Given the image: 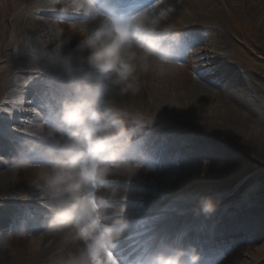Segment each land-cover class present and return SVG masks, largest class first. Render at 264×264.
Returning <instances> with one entry per match:
<instances>
[{
	"label": "bare ground",
	"instance_id": "1",
	"mask_svg": "<svg viewBox=\"0 0 264 264\" xmlns=\"http://www.w3.org/2000/svg\"><path fill=\"white\" fill-rule=\"evenodd\" d=\"M179 1L182 12L186 11L185 18H190L193 22L190 24V21H183L181 26L193 25L189 29L205 27L200 35L205 39L200 46H206L207 51L213 50L207 61L213 65H209L211 66L209 69L204 63L202 70H209L208 73H213V76L202 78L196 73L203 71L196 68L194 72L196 79L189 83L183 81L184 83L180 85L177 81L183 74L181 67L161 66L153 62L151 70L138 81L139 92L135 96L114 97L117 106L130 113L143 114L151 124L150 127L132 129L136 143L132 146L129 159L135 160L137 152L146 153L147 150L150 155L146 153L147 157L153 158L156 164L155 179L147 183L142 182L143 179L137 180L135 176L131 179L124 176L110 177L109 187L118 192L113 203L133 205L134 211L139 215L134 217L135 212H131L128 205L126 206L128 210L123 211V214L129 224L119 239L126 241V245L116 251H125L121 254L123 263L127 264L128 260L129 264H136V259L140 257L139 252L146 253L145 249L148 248L154 251L162 242H167L179 247L195 246L200 254V264H205L207 253L211 258L216 256V251L222 253L226 249L225 255L219 254L218 257L221 260L218 264H264V199L262 196L260 200H255L256 203L253 202V206L247 207V210L221 213L216 209L206 219H202L198 208L194 205L195 202H199L201 195L209 192L220 194L225 191L240 190L254 177L245 169L248 162L252 160L264 164V95L247 83L242 78V74L232 67L223 51L226 44L225 37L218 27L214 26L217 23L214 17H217L219 13L222 14L221 11L231 10L232 12L239 7V11L234 14L250 15L261 27L260 37L264 38V3L262 4L263 0ZM212 1L217 5L213 6ZM176 2V0H167V6H157L158 10L153 14L163 13L165 19L162 23L173 26L178 23L179 26V22L174 21L179 12L177 9L179 5L177 6L178 2ZM0 5L4 8L11 7L13 12L11 18L14 22L8 27L21 32L29 40L28 45L34 49V52H39L42 46L51 50L60 40L63 43L66 42V46L63 44L65 51L75 50L76 45H71L68 41L69 38L73 40L76 38L69 30V23H67L73 19L67 18L68 16L64 14L66 18L62 22L49 19L52 17L48 16L49 7L46 6V0H0ZM57 5L61 7V4ZM187 8L194 11L187 14ZM197 20L203 22L196 24ZM58 30H63L60 40L57 39ZM208 39H210L209 43ZM193 56L200 57L201 50L197 49ZM25 66L30 69L23 71L26 72L23 76L24 80L19 82L17 79L21 73L19 70H23ZM33 66L39 68L44 74L49 71L46 58L41 59L38 64L31 63L30 60L18 61L9 67L10 72L5 79H2L0 87V123L15 127L11 128L10 133L0 137V203L20 198L19 202L25 204V207L17 204L16 201L2 204L4 208H10V212L0 210V235L5 233L7 238L8 227L13 223L19 224V219L24 216L26 210L43 212V205L53 208L55 203L44 199L41 191L34 186L35 172L31 177H25L23 182L27 186L24 192L12 191L9 187L12 180L9 167L14 154L9 152L6 145L10 138H15L18 143L27 139L26 133L29 127L35 125L34 121L38 119L37 110H41L31 101L30 106L36 109L34 115L25 110L13 111L18 109L22 96L34 95L35 84L41 80L40 76H34L36 73L32 70ZM56 69L61 71L60 68ZM27 80L32 82L34 91L32 88L28 89ZM63 80L65 86L64 76ZM221 82L228 83L229 87L227 99L221 102L222 105L217 100L219 96L217 97L214 90L222 87ZM61 96L57 95L56 98ZM127 97L138 101L140 108L138 112L128 109ZM5 99L11 102H4ZM136 101H133L132 106ZM237 133L241 134L238 135L241 140L232 145L228 137ZM36 161L44 162L40 159ZM173 162H179L184 172L181 174L183 177L180 181L181 186L177 187L178 194L175 196L167 188L169 179L172 177L168 173V168L172 167ZM224 166L227 167V171L221 170L218 176L211 173L214 167ZM172 170L175 172V169L172 168ZM15 171L19 173L18 169ZM138 176L141 177V175ZM124 188L136 189V195L127 196L128 190ZM144 189L149 191L147 195L143 193ZM163 190H168V194ZM232 192L227 196L230 197ZM239 193L240 191L236 192L230 199H236ZM194 196L200 198L194 199L196 201L193 202ZM187 198L189 199L184 201ZM189 207L194 208L191 215L181 214ZM49 217L46 216L38 221H20L23 225L20 226V234L12 240L19 248L18 253L12 254L15 264L18 260L20 264H51L59 249H63L65 253L69 250V246L63 244L59 234H52L46 230ZM2 226L5 232H1ZM227 238L235 242H226L222 249L218 243ZM123 241L117 240L115 243ZM251 241L261 245L256 250L255 257L247 258L243 254L242 246H246ZM128 244H131L129 248ZM129 251L134 252L127 254ZM14 262L9 257L4 242L0 243V264H14Z\"/></svg>",
	"mask_w": 264,
	"mask_h": 264
},
{
	"label": "clouds",
	"instance_id": "2",
	"mask_svg": "<svg viewBox=\"0 0 264 264\" xmlns=\"http://www.w3.org/2000/svg\"><path fill=\"white\" fill-rule=\"evenodd\" d=\"M81 19L69 24L78 42L75 50H64L60 42L51 50L42 46L30 53L31 63L47 60L49 70L60 68L66 92L57 99L49 123L31 125L27 139L18 144L11 159L13 169L35 168L33 184L42 197L55 202L46 230L59 234L69 250H58L51 264H107L106 254L119 240L129 221L113 201L118 192L110 188V177L135 176L149 169L146 153L129 159L136 138L132 129L150 127L141 113L117 106L114 97L135 96L138 81L153 62L181 66L178 51L184 33L165 16L147 10L117 13L110 0H46V6ZM163 70V69H162ZM45 163L35 165L33 158ZM199 213L209 216L216 203L201 197ZM6 239L0 235V243ZM136 264H200L195 246L179 247L162 242L154 251L136 259Z\"/></svg>",
	"mask_w": 264,
	"mask_h": 264
},
{
	"label": "rangeland",
	"instance_id": "3",
	"mask_svg": "<svg viewBox=\"0 0 264 264\" xmlns=\"http://www.w3.org/2000/svg\"><path fill=\"white\" fill-rule=\"evenodd\" d=\"M176 1L178 2V0H176ZM216 1L221 2L220 0H216ZM7 3H8V1L6 2V4ZM180 3H181L180 1L177 3V6L179 5L177 7L179 12L177 13V15H176L177 18H175L174 21H178L179 25H181V23L183 21H190V24H193V22L190 20V18H185L184 14L186 13V11L182 12V9H180V6H182V5H180ZM263 3H264V0L262 1V4ZM9 4H11V3H9ZM212 5L215 6L217 4H215V2L212 1ZM207 9L209 10L210 8H207ZM193 11L194 10H192L191 8L190 9L187 8V14H191V12H193ZM236 11L237 12L239 11V7L234 9L232 12H231V10H227V11L224 10V12L221 11L222 14L224 13L223 14L224 17L222 19V14H220V13L217 17H214V18H216V21H217V23L214 26L218 27L219 31L225 37L226 44H225V49L223 51L226 54L228 61L233 65L236 72L239 71L240 74H242V78L245 79V81L247 83L254 86L257 89V91H259V93L261 95H264V38L260 37V35L262 34L261 33V27H259V25L256 23V21H254L250 15L245 16V15L238 14V13L234 14ZM12 14H13V12H11L10 6L8 8L7 7L4 8V6L0 5V87L2 84V79H5L7 74L10 72L9 67H11L12 64L18 63V61H24V60L28 61L29 57H30V53L34 52V49L30 45H28L29 40L26 37H24L21 34V32H16V30H13V29L8 27V25H11V23L14 22V20H12V18H11ZM207 18H209V17H207ZM49 19H51V18H49ZM72 22H74V21H71L68 23L70 24ZM199 22H203V21L197 20L196 24ZM176 26H178V23L174 25V27H176ZM186 26L193 27V25H187V24H186ZM195 26H197V25H195ZM199 26H201V25H199ZM69 39H68V41L71 43V45L77 44L76 38H74V40H73V38H69ZM204 39L205 38H203L202 40H204ZM209 40L210 39H208V43H209ZM63 44L66 46V42H64ZM205 47L206 46H204V45L200 46V44H199L197 47L192 49L193 53H195L197 49L201 50L202 56L198 57L199 56L198 55L197 57H192L191 55H189L188 62L182 63L181 66H179V68L181 67L183 69V74H182V76L178 77L179 80L177 81V83L182 85V83H184V82L189 83V82L194 81L196 79V75L194 74L195 69L199 68L201 71H203L202 68L204 66L202 64H204V63H206V66L209 69H211V66H209V65H213V64L209 63L207 61H209L208 57L210 56V54H208V53H210L213 50L207 51V48H205ZM206 51H207V53H205ZM200 59H202V61H200ZM27 68L30 69L29 67L25 66L23 70H21V69L19 70L21 72L17 78L19 82H22V80H24L23 76L25 75L26 72H23V71L27 70ZM172 68H175V66H172ZM32 70H34V72L36 73V74H34L35 77L40 76L42 78V76L44 75V73H41L42 71L39 70V68H36L33 66ZM205 76L207 78L212 77L213 73L209 72ZM220 81H223V80L220 79ZM221 84H222V87L219 88V90H217V89H214V90L216 92L217 97L219 96L218 97L219 99H217V100L220 101V104L222 105L221 102L223 100L225 101L227 99V95L229 93V87L227 86L228 83H226V82H221ZM27 86H28L29 90L31 87L33 90V85H32L31 81L27 80ZM34 93H35V91L33 92V94ZM126 99H127L126 102H128L126 104L128 105L129 110H131L133 112H138L140 110L138 101H136L135 99H131L129 97H127ZM7 101L11 102L8 99L4 100V102H7ZM31 101H34V95L30 96V97L22 96L21 102L19 103V106H18V109H13V111L16 112V111H20V110H25V112L33 113V115H34V112H33L34 107L30 106V104H29V102H31ZM133 101H136L134 106H132ZM0 103H1V99H0ZM39 118H40V116H39ZM38 119L36 121H34L35 124H39ZM9 127H10V129L15 128L14 126H9ZM238 135H241V134L237 133L236 135H234L232 137H228L230 139V141H231L230 143L232 145H235V143H238V141L241 140L238 137ZM223 136L226 137L225 134H223ZM6 146H7V149L9 150V152L11 154L16 152V150H17V149L9 148V143H7ZM133 154L134 153H132V155ZM33 159H34V163H35L37 158L34 157ZM152 162L154 164V167L149 168V169L142 168L141 171L135 175L137 180L143 179L145 181L142 180V182L147 183V181H152L155 179L154 176H155V172H156V164H155L153 158L148 157L147 163H152ZM41 164H43V163H41ZM35 165L38 166L40 164L35 163ZM9 168H10V171L12 174V180L10 181L9 187L11 188L12 191L14 190L16 192H18V191L24 192V188L27 186V184L23 181H24L25 177L27 178V177H31V175H34L35 168L18 169L19 173H16L15 169H13L11 167V165ZM172 168L175 169V172H173ZM245 169L249 172V174H253L254 177H253V180L249 184H246L243 187L241 186L242 188H240V190L235 189L233 192L232 191H225V192H221L220 194H218V193L214 194L213 192H209L207 194L201 195L200 197H204V196L211 197L214 200V202H216V205H217L216 209L221 213H226V212L232 211V210H237V211L247 210V207L253 206L254 203H256L255 202L256 199L260 200L261 196L264 199V164L251 160L250 162H248ZM221 170L227 171V167L226 166L214 167L212 169L211 173L214 176L215 175L218 176V174H219V172H221ZM166 171H167V168H166ZM168 173L170 175H172V177H170L171 179H169V185H167V188L169 190H171L170 193L173 192V194L175 196L176 194H178L177 187L181 186L180 181L183 178L181 176V174L184 173L183 170L180 168V163L179 162H173L172 167L168 168ZM138 175H141V177H139ZM124 189L128 190L126 193L127 196L136 195V192H137L136 189L135 190H129L127 188H124ZM143 191L142 192L145 195H147L149 193V191H147V189H144ZM238 191H240V193L237 196V198L233 199V200L230 199L231 196L233 194H236V192H238ZM140 192H138V194ZM163 192H166L168 194L169 191L163 190ZM231 192H232V194L230 195V197H228L227 195L230 194ZM200 197L194 196L193 202L196 201V200L194 201V199H198ZM154 198L156 199L155 196H154ZM188 199L189 198L184 199V201H187ZM190 199H192V198H190ZM19 200H20V198L14 199L11 201L6 200V202L10 203V202L16 201L17 204L25 207V204L20 203ZM6 202L3 201L0 203V210H5V211L10 212L9 207L4 208V205H2L3 203H6ZM114 204L116 206H118L119 208H122L123 211H127L129 209L131 212H135L133 205L127 204L128 205L127 206L125 204H122L121 202H115ZM194 205L196 206V208H199L198 202H195ZM126 206L128 207V209L126 208ZM193 211H194V208L189 207L185 212H183L181 214L190 215L191 213H193ZM128 215H129V213H128ZM48 216H50V215H48ZM135 216L139 217V215H137V212H135L134 217ZM21 219L22 218H20L19 220L21 221ZM15 224L16 223H13V225L8 227V233H9L8 238L5 236L6 235L5 233H4L5 235L3 234V236L6 237V239L4 240V246L7 249L8 253H9V257L12 258L13 262H14V256L12 257V254L18 253L19 248H18L16 243L12 242V240H15L16 235H19L20 231H21V228L18 227L20 224H16V225ZM2 231L3 232L6 231L4 226H2V228H1V232ZM37 234H39V233H37ZM7 242L9 243V246H8ZM260 245L261 244H258L255 241L254 242L251 241V242L247 243L246 246L243 245L242 248L244 249V251H243L244 256L247 258L255 257L257 255L255 252L260 247ZM225 252H227V251H225ZM245 257H244V259H245ZM247 258H246V260H247ZM220 260L221 259L218 258V261H220ZM14 264H15V262H14ZM16 264H20V261L18 260Z\"/></svg>",
	"mask_w": 264,
	"mask_h": 264
},
{
	"label": "snow or ice",
	"instance_id": "4",
	"mask_svg": "<svg viewBox=\"0 0 264 264\" xmlns=\"http://www.w3.org/2000/svg\"><path fill=\"white\" fill-rule=\"evenodd\" d=\"M157 6H167V0H148L143 7L139 10H147L151 13H154L158 10ZM112 10L117 12V8L115 5H112ZM137 10V11H139ZM136 11L130 12L134 13ZM69 13H66L68 15ZM163 15V13H161ZM202 42L201 36L196 32H185L184 33V42L181 45L178 55L181 57V61L183 63L188 62L189 55L191 50L197 47ZM209 70H204L203 72H197L196 74L201 76L202 78L207 75ZM63 72L59 71L58 69L49 70L45 73L41 80L35 84V93H34V103L37 104V108L46 109V113L42 119L45 121H49L51 116V108H50V101L55 100L57 95H64L66 92L63 80ZM33 112H36V109H33ZM11 131L10 127L0 123V137H4ZM18 141L15 138H10L9 140V148L17 149ZM146 153L149 155L148 151ZM150 156V155H149ZM154 164L149 163V168H153ZM38 203H40L38 201ZM44 211L37 212L35 210H26L24 213V219L26 222L28 221H38L41 218H45L48 215H51L52 208L48 205H43ZM107 264H119V261L113 255V252L110 250L107 254ZM205 264H218V257H211L209 258V253L205 258Z\"/></svg>",
	"mask_w": 264,
	"mask_h": 264
}]
</instances>
